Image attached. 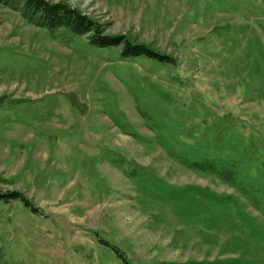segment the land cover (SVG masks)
I'll use <instances>...</instances> for the list:
<instances>
[{
  "label": "rangeland",
  "instance_id": "obj_1",
  "mask_svg": "<svg viewBox=\"0 0 264 264\" xmlns=\"http://www.w3.org/2000/svg\"><path fill=\"white\" fill-rule=\"evenodd\" d=\"M47 1L169 59L0 4V264H264V0Z\"/></svg>",
  "mask_w": 264,
  "mask_h": 264
},
{
  "label": "trees",
  "instance_id": "obj_2",
  "mask_svg": "<svg viewBox=\"0 0 264 264\" xmlns=\"http://www.w3.org/2000/svg\"><path fill=\"white\" fill-rule=\"evenodd\" d=\"M0 4L10 6H20L27 11L32 17H36L41 23L46 24L50 28L67 27L74 33L80 35H90L91 43L101 46H117L123 43L125 55L138 56L146 54L155 58H168L157 53L153 48L142 43H132L129 39L125 40V36L115 35L105 32L103 24L96 21L93 17L85 15L81 10L74 9L65 2H50L47 0H0ZM23 198L21 192L17 190L1 191L0 198Z\"/></svg>",
  "mask_w": 264,
  "mask_h": 264
}]
</instances>
